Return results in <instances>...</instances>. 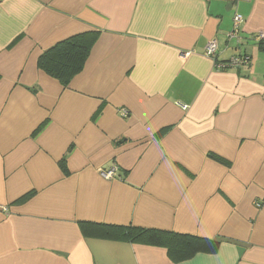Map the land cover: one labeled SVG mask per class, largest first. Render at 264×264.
<instances>
[{"label":"crops","instance_id":"0c3cea01","mask_svg":"<svg viewBox=\"0 0 264 264\" xmlns=\"http://www.w3.org/2000/svg\"><path fill=\"white\" fill-rule=\"evenodd\" d=\"M87 32L63 84L42 58ZM259 32L264 0H0V264H264ZM212 38L251 64L218 70ZM113 226L220 246L175 262Z\"/></svg>","mask_w":264,"mask_h":264},{"label":"trees","instance_id":"16d2710c","mask_svg":"<svg viewBox=\"0 0 264 264\" xmlns=\"http://www.w3.org/2000/svg\"><path fill=\"white\" fill-rule=\"evenodd\" d=\"M98 35L99 32L80 34L48 50L42 58V61L50 64L48 72L67 84L74 74L83 69ZM103 237L163 246L175 262L188 260L198 253H214L220 246L218 239L132 226H113Z\"/></svg>","mask_w":264,"mask_h":264},{"label":"built area","instance_id":"2783aa9c","mask_svg":"<svg viewBox=\"0 0 264 264\" xmlns=\"http://www.w3.org/2000/svg\"><path fill=\"white\" fill-rule=\"evenodd\" d=\"M244 17L242 14L236 13L233 18V28L227 33V38L229 40H235L236 44L238 47L243 43L241 39V27L242 24L244 23ZM256 41H264V32H259L256 34L253 38ZM220 50V45H219V40L217 38H212L207 45L205 54L214 59L216 68L218 70H223L229 67H246L251 64L252 61V56L244 52L242 50L238 51L236 54L232 55L229 59L227 60H219L218 59V53ZM123 115H127V111H123ZM118 168L116 166L111 167L108 170H103L102 176L107 178V179H112L115 177L117 173Z\"/></svg>","mask_w":264,"mask_h":264}]
</instances>
